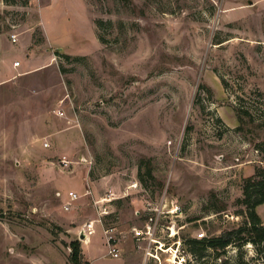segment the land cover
<instances>
[{
    "label": "rangeland",
    "instance_id": "374dc122",
    "mask_svg": "<svg viewBox=\"0 0 264 264\" xmlns=\"http://www.w3.org/2000/svg\"><path fill=\"white\" fill-rule=\"evenodd\" d=\"M263 141L264 0H0V264H264L185 242L244 221Z\"/></svg>",
    "mask_w": 264,
    "mask_h": 264
},
{
    "label": "trees",
    "instance_id": "16d2710c",
    "mask_svg": "<svg viewBox=\"0 0 264 264\" xmlns=\"http://www.w3.org/2000/svg\"><path fill=\"white\" fill-rule=\"evenodd\" d=\"M260 145L264 149V141ZM147 174L151 175L149 169ZM239 201L246 205L245 219L242 223L225 229L218 235L201 239H186L185 242L190 246V252L195 258L201 257V252H196L193 246H199L203 250L211 248L218 251L223 250L229 244L237 243L240 245L250 242L255 245L257 251H261L260 247L264 245V223L255 210L259 204L264 202V171L259 167H256L254 173L244 179L242 198ZM69 247L70 253L67 264H86L81 258L79 241H71ZM220 264H227V261L224 259Z\"/></svg>",
    "mask_w": 264,
    "mask_h": 264
},
{
    "label": "built area",
    "instance_id": "2783aa9c",
    "mask_svg": "<svg viewBox=\"0 0 264 264\" xmlns=\"http://www.w3.org/2000/svg\"><path fill=\"white\" fill-rule=\"evenodd\" d=\"M15 35L12 36V40L15 41ZM19 64L18 61H16L14 63L15 66H17ZM61 162H63L64 164L67 165L68 160L65 158V156L61 157ZM78 196L76 195L75 192H73L72 190H69L67 192V200L63 203V209L67 210L70 208L72 201H74ZM96 222L101 223L100 218L95 219ZM94 221H89L88 223L85 224V227L83 228V239L86 237H90L94 232ZM140 231L139 230H134V236L136 240H141L140 237ZM103 234H104V238H105V251H106V255H108L110 258H118L119 257V248L117 247V230L114 226H106L103 227ZM149 234V233H148ZM150 235V234H149ZM140 238H139V237ZM155 242V247L150 251V247L149 245H147V247L144 249V256L146 258L150 257L152 258L156 264H160V257H159V251L161 252H165L166 248H163V242L162 241H157L154 238L149 237V242Z\"/></svg>",
    "mask_w": 264,
    "mask_h": 264
},
{
    "label": "crops",
    "instance_id": "0c3cea01",
    "mask_svg": "<svg viewBox=\"0 0 264 264\" xmlns=\"http://www.w3.org/2000/svg\"><path fill=\"white\" fill-rule=\"evenodd\" d=\"M134 230H138V229H135V228H134ZM134 230H133V231H134ZM133 236H134V234H133ZM138 237H139V236H138ZM142 237L145 238L144 236H142ZM134 238H135V236H134ZM139 238H140V237H139ZM89 241H90V238H89ZM136 241H139V240H136ZM157 241H159V240H157ZM90 242H91V241H90ZM148 243H149V242H148ZM148 243H147V244H148ZM132 244L134 245V242H133ZM89 247H90V246L88 245V248H89ZM133 248L135 249L134 246H133ZM89 249H90V248H89ZM136 252H137V251H136ZM136 252H135V253H136ZM89 253H91V250H89ZM123 264H125V263H123Z\"/></svg>",
    "mask_w": 264,
    "mask_h": 264
},
{
    "label": "bare ground",
    "instance_id": "6f19581e",
    "mask_svg": "<svg viewBox=\"0 0 264 264\" xmlns=\"http://www.w3.org/2000/svg\"><path fill=\"white\" fill-rule=\"evenodd\" d=\"M83 240H87L88 241L89 240V236L88 237L85 236V238Z\"/></svg>",
    "mask_w": 264,
    "mask_h": 264
},
{
    "label": "water",
    "instance_id": "95a60500",
    "mask_svg": "<svg viewBox=\"0 0 264 264\" xmlns=\"http://www.w3.org/2000/svg\"><path fill=\"white\" fill-rule=\"evenodd\" d=\"M83 237H84V235H83V233L81 232V233H80V238H83Z\"/></svg>",
    "mask_w": 264,
    "mask_h": 264
}]
</instances>
